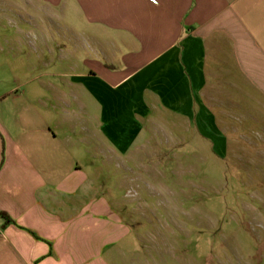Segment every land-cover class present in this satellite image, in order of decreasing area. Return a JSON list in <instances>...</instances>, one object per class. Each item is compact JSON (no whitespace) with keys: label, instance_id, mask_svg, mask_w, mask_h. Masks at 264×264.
Wrapping results in <instances>:
<instances>
[{"label":"crops","instance_id":"obj_1","mask_svg":"<svg viewBox=\"0 0 264 264\" xmlns=\"http://www.w3.org/2000/svg\"><path fill=\"white\" fill-rule=\"evenodd\" d=\"M37 1L40 36L0 37V264H145L162 120L264 171V0Z\"/></svg>","mask_w":264,"mask_h":264},{"label":"rangeland","instance_id":"obj_2","mask_svg":"<svg viewBox=\"0 0 264 264\" xmlns=\"http://www.w3.org/2000/svg\"><path fill=\"white\" fill-rule=\"evenodd\" d=\"M15 1L0 0V37L40 36L46 5ZM66 12L54 9L49 22L67 27ZM31 46L18 44V67ZM155 128L160 138L146 142L155 154L144 157L145 264H264V171L218 159L205 140L181 139L183 129L174 132L167 118Z\"/></svg>","mask_w":264,"mask_h":264},{"label":"trees","instance_id":"obj_3","mask_svg":"<svg viewBox=\"0 0 264 264\" xmlns=\"http://www.w3.org/2000/svg\"><path fill=\"white\" fill-rule=\"evenodd\" d=\"M0 215L2 216V217H4L5 218V224H4V226L6 225V224H9V223H13L14 222V220H12L8 215H7V213L6 212H4V211H0ZM33 233V232H32ZM34 234V233H33ZM37 238H40L39 236H37L36 234H34Z\"/></svg>","mask_w":264,"mask_h":264},{"label":"built area","instance_id":"obj_4","mask_svg":"<svg viewBox=\"0 0 264 264\" xmlns=\"http://www.w3.org/2000/svg\"><path fill=\"white\" fill-rule=\"evenodd\" d=\"M151 1H154V0H151Z\"/></svg>","mask_w":264,"mask_h":264}]
</instances>
